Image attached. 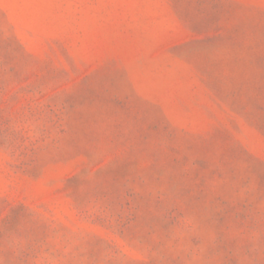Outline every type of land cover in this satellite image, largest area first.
I'll return each instance as SVG.
<instances>
[{"label": "rangeland", "instance_id": "obj_1", "mask_svg": "<svg viewBox=\"0 0 264 264\" xmlns=\"http://www.w3.org/2000/svg\"><path fill=\"white\" fill-rule=\"evenodd\" d=\"M0 264H264V0H0Z\"/></svg>", "mask_w": 264, "mask_h": 264}]
</instances>
